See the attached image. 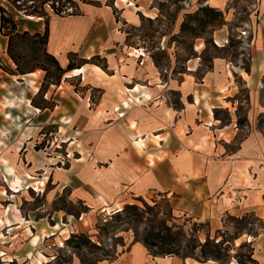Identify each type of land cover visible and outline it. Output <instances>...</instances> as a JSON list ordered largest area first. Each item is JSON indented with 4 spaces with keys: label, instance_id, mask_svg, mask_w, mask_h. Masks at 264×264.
<instances>
[{
    "label": "rangeland",
    "instance_id": "rangeland-1",
    "mask_svg": "<svg viewBox=\"0 0 264 264\" xmlns=\"http://www.w3.org/2000/svg\"><path fill=\"white\" fill-rule=\"evenodd\" d=\"M52 2L37 4L26 13L48 21L50 15L68 16L60 12L67 13L70 7L79 8L74 15L81 14L82 6L90 8L93 3ZM118 4L140 20L127 25L126 14H117L122 22L116 32L120 37L112 43L120 51L116 55L120 67L133 72L127 79L134 85L127 89L129 99L140 104V95L134 99L133 91L156 87L160 81L155 84L153 76L169 80L195 67L194 79L201 81L214 69L215 60L249 78L258 52L263 69L257 89H248L242 75L234 71L230 82L224 79L234 89L222 87V94L230 96L229 109L219 108L215 115L224 124L232 115L240 128L229 151H236L252 131L264 137V0H118ZM203 8L221 11L223 19L209 16ZM205 18L211 24L201 26ZM17 30L31 36L37 33ZM219 31L226 33L225 38L216 35ZM1 34L8 32L1 30ZM200 44L204 46L198 51ZM7 53L0 55V264H8L4 259H18L10 264H130L135 242L146 247L148 264L167 263L171 257L203 262L205 255L219 256L220 260H211L221 264H259L252 240L263 232L264 220L254 214L225 215L213 224L195 219L184 204L156 190L124 200L125 196L109 198V189L92 184L93 168L102 164L94 160L88 118L111 84L121 78L110 76L106 55L90 60L85 75L68 76L74 70H68V65L83 60L71 55L67 64L58 60L59 66L40 37L15 38L16 60L9 49ZM147 67L154 75L143 79L138 70ZM227 71L222 70L223 77L228 78ZM114 110L124 115L121 106ZM109 117L99 119L98 131L109 127ZM91 193L101 206L92 202ZM10 230L14 255L3 246Z\"/></svg>",
    "mask_w": 264,
    "mask_h": 264
},
{
    "label": "crops",
    "instance_id": "crops-1",
    "mask_svg": "<svg viewBox=\"0 0 264 264\" xmlns=\"http://www.w3.org/2000/svg\"><path fill=\"white\" fill-rule=\"evenodd\" d=\"M91 1L97 2L96 5L92 3L90 8H84L89 6L85 4L81 14L50 15L48 21L16 16L15 21L19 30L41 34L48 26L47 48L61 64H67L69 57L75 55L83 60L75 69L86 70L90 60L106 55L111 72L95 66L114 79L121 77L111 84L90 115L91 119L88 118V125L90 122L92 125L94 160L102 164V167L93 168L92 184L109 189V198L125 196L124 200L128 195L140 196L156 190L167 194L180 206L184 204L183 209L195 219L209 220L213 224L225 215L254 214L264 220V137L252 131L236 151H229L240 128L232 115L227 124L215 115L219 108L229 109L230 96L222 94L224 85L229 87L228 90L234 89L232 83H225L224 79L231 81L229 74L226 75L228 78L222 76V70L229 67L221 60H215L214 69L201 81L194 79L198 69L190 68L182 77L171 76L163 81L161 77L153 76L152 68H143L144 72L140 69L138 75L143 79L153 76L155 84L161 83L154 88L143 86L139 91L134 90V99L140 95V104H137L127 94V89L134 86L127 80L133 72L120 67L116 57L120 51L112 47V43L120 37L116 32L122 22L118 21L117 14H126L127 25L138 24L140 20L119 6L118 0ZM225 34L216 32L220 39L225 38ZM8 42L9 36L1 34L0 11V55L8 54ZM109 44L111 48L107 50ZM254 56L249 78H244L243 72L233 70L242 75L244 84L251 91L257 89L263 69L260 53ZM117 106H121L123 116L112 111ZM107 116H110L109 127L98 131L99 119ZM90 196L95 205H102L97 196L92 193ZM12 231L3 242V246L12 251L9 255H14L16 247ZM252 241L255 261L264 264V229ZM129 255L130 264L149 263L147 249L140 242L132 244ZM15 261L3 260L8 264ZM155 263L221 264L179 257H171L167 263Z\"/></svg>",
    "mask_w": 264,
    "mask_h": 264
},
{
    "label": "trees",
    "instance_id": "trees-1",
    "mask_svg": "<svg viewBox=\"0 0 264 264\" xmlns=\"http://www.w3.org/2000/svg\"><path fill=\"white\" fill-rule=\"evenodd\" d=\"M34 1H35L34 7L37 4L39 5V7H41L43 5L45 6V4L48 3V2H52V0H34ZM203 10L205 12H207V14H209V16H216V17H219L221 20L223 19L222 18L223 14H222L221 11H216L214 9H209L208 10L206 8H203ZM209 24H211V23H210V21L207 18L200 20V25L201 26H207ZM16 26L17 25H16L15 21L13 20V18L12 17H6L4 15L3 11H2V15H1V30L4 33H5V30H6V32H8V34H6V35L10 36L9 37L10 39H9L8 49H9V52H10L11 56L13 57V59L16 60L14 54H12V48H13V44H14V39L17 38V37H23V36L36 37V38L40 37V39L45 41V45L47 46L48 36H49V28H48V26H47V30H46L44 35L37 32V33L34 34V36H31L30 32H28V31H25L23 33L19 32L17 30ZM7 28H9V29H7ZM50 55L57 61L58 65L60 66L58 59H56L55 56H53L52 54H50ZM68 66H69L68 70L75 69V67H76V66H73L71 63ZM21 73H25V72H21ZM202 247H204V246H202ZM203 253H205V254L207 253L206 250H204V248H203ZM218 257H216V256L215 257H208V256L205 255L203 259L206 260V261L211 260V259L220 260Z\"/></svg>",
    "mask_w": 264,
    "mask_h": 264
},
{
    "label": "built area",
    "instance_id": "built-area-1",
    "mask_svg": "<svg viewBox=\"0 0 264 264\" xmlns=\"http://www.w3.org/2000/svg\"><path fill=\"white\" fill-rule=\"evenodd\" d=\"M53 4L54 2H48ZM46 3V5L48 4ZM35 1L34 0H0V11L4 13L6 17H12L15 21L16 16H24V17H30L31 15H27L29 10L34 8ZM54 11V9H52ZM63 11H57L60 12L61 15H72L75 12H79L78 7H70ZM34 16V15H33ZM16 23V21H15ZM9 29V28H7ZM6 32V30H5Z\"/></svg>",
    "mask_w": 264,
    "mask_h": 264
},
{
    "label": "bare ground",
    "instance_id": "bare-ground-1",
    "mask_svg": "<svg viewBox=\"0 0 264 264\" xmlns=\"http://www.w3.org/2000/svg\"><path fill=\"white\" fill-rule=\"evenodd\" d=\"M123 1H127V0H123ZM131 5H135V4L132 3ZM35 18L41 19L42 17H36V16L31 15L29 17V20H34ZM203 46H204V44L196 45V48L199 51V50H201L203 48ZM134 52L135 53H141L139 50H136V49H134ZM97 68L100 69L99 67H97ZM191 70H196V68L195 67L194 68H191ZM227 72H228L229 75H233V70L232 69H228ZM83 73L85 75V68H77V69H74V70L70 71V73H69L68 76H77V75H81ZM104 210H108V207L105 206ZM120 210L121 209H118L117 211H120ZM0 221H2V220L0 219Z\"/></svg>",
    "mask_w": 264,
    "mask_h": 264
}]
</instances>
